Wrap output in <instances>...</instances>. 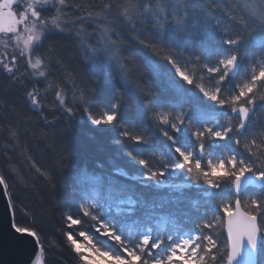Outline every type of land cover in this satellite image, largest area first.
<instances>
[{"label":"snow or ice","instance_id":"snow-or-ice-1","mask_svg":"<svg viewBox=\"0 0 264 264\" xmlns=\"http://www.w3.org/2000/svg\"><path fill=\"white\" fill-rule=\"evenodd\" d=\"M70 7L66 0H0V33L9 38L14 36L18 44L23 40L20 55L36 70L44 65V53L40 50L50 34H73L80 39L86 45L91 68L109 79L118 76L121 83L113 84L115 98L110 107L93 106L94 89L77 83L69 75L67 79L72 87L67 90L61 87L56 93L65 130H70L72 121L78 117L86 118L98 131L121 128L120 105L127 98L126 93L134 94L143 108L139 114L149 127L161 131L171 145L166 157L155 161L127 152L130 163L142 167L140 175L129 176L121 169H115L114 173L144 188L169 189L176 193L171 196L175 207L165 213L168 198L154 202L129 184L119 183L110 176L105 180L104 176L95 175L89 178V197L79 177L73 183H65L58 175L71 155L67 146H62L55 170L41 172L37 168L36 171L51 190L60 188L74 198L86 197L75 201L76 216L70 212L65 214L68 228L85 224L87 218L93 222L90 225L95 232L119 249V254L101 250L90 235L80 231L79 235L90 246L88 254L81 255L80 259L85 264L105 260L111 264H241L246 257L244 264H256L257 255L264 254V129L254 126L253 117L258 89L264 85V64L258 69L252 67L247 82L231 92L224 85L239 73L244 58L240 54L242 45L245 55L255 47L259 59L264 61V0H128L121 5L105 0L96 15H83L81 6L72 18L68 16ZM69 20L73 25L79 23L80 30L70 33ZM106 20L110 23L105 24ZM85 24L92 26L91 31ZM228 26H232L231 31ZM256 33L259 39L250 43L246 37ZM126 35L139 46V55L147 53L143 60L150 69L147 81L131 75ZM209 41L216 45L214 49L208 47ZM197 48H203L208 56H202ZM212 56L216 57L215 63L211 62ZM33 57H36L34 62ZM15 60L13 57L10 62H3V71L14 84L23 85L18 70L12 66ZM156 61L170 65L175 76L198 89L203 100L211 102V107L185 95L174 81L167 80ZM193 64L199 65L204 74L193 72L190 67ZM38 75L45 77L46 71L41 70ZM205 76L207 85L201 83ZM161 80L172 96L154 105V101L160 100L157 84ZM26 96L33 106L39 107L35 88L27 91ZM226 108L230 112L221 111ZM225 119L227 126L222 124ZM232 120L236 123L232 124ZM169 129L179 135H170ZM119 135L134 143H150L143 135H133L123 128ZM115 143L119 145L121 141L117 139ZM8 172L15 174L12 164L8 165ZM177 175H183L186 182H166V177ZM253 178L259 182L258 194L247 191ZM0 186V195L7 198L6 211L14 209L15 193L10 190L11 181L2 169ZM192 188L197 190L199 199L184 194V190ZM218 211L223 212L226 221ZM101 214L123 225L129 220L142 224L143 230L133 239H124L115 224L100 219ZM158 215L165 219L171 217L176 230L171 234L154 233L151 223ZM177 220L190 226L189 229L180 230ZM225 223L227 239L221 250L220 233L212 229ZM9 230L21 249L28 244L33 246L26 264H39L38 252L45 250L42 232L21 227L12 219ZM67 239L80 254L83 246L73 239V234H68Z\"/></svg>","mask_w":264,"mask_h":264},{"label":"trees","instance_id":"trees-1","mask_svg":"<svg viewBox=\"0 0 264 264\" xmlns=\"http://www.w3.org/2000/svg\"><path fill=\"white\" fill-rule=\"evenodd\" d=\"M105 0H66L71 7L68 10L70 18L75 16L76 8H81L83 15L89 13L96 15L99 6L104 4ZM114 5L128 3V0H110ZM122 10V9H121ZM110 23L106 20L105 24ZM80 29L79 23L75 24ZM84 27L91 31V25L85 24ZM231 31L232 26H228ZM86 39L85 37H82ZM128 41L126 53L128 63L131 66V75L139 81H147L150 76V69L143 63L147 53L139 55V46L131 41L127 35ZM251 43L259 39V33L251 37H246ZM208 47L214 49L216 45L209 41ZM44 53V65L42 68L46 71V76L36 80L29 76V71L24 65H19L17 75L21 77L23 85L14 84L8 79V74L0 67V169L8 176L11 181L10 190L15 193V208L11 209L14 215V222H18L21 227H33L39 229L43 234L44 251L41 252L43 264H84L77 254L67 235H78L80 231H85L93 238V241L100 249L112 252L114 243L101 242L96 237L95 230L87 221L85 224L74 225L68 228L66 222V213L70 212L77 215V204L75 201L86 197L76 196L65 192L60 188L51 190L37 168L41 172L49 169L55 170L58 163V154L62 146H67L70 152V158L67 160V166L62 173H58L65 183H73L74 179L79 177L85 185V190L89 197L91 194V185L89 178L95 175L112 177L119 183L129 184L138 192L143 193L146 199L154 202H163L162 198H168V203L164 209L167 213L173 207L171 196L176 193L169 189L144 188L138 182L132 181L127 177H122L114 173L115 169H121L129 176L140 175L143 171L141 166L130 163L127 152H131L140 158H150L152 160L163 159L166 157L168 147L171 141L163 137L162 132L155 127H149L139 114L143 111L141 101L134 94L126 93L127 98L120 105L118 121L121 128L130 131L133 135H143L150 143H134L119 135L121 128L115 130L98 131L86 122V118L78 117L71 123V129L65 130V121L57 107L58 100L56 93L72 87V83L67 79L72 75L77 83H83L95 91L92 105H103L110 107L113 101V84L121 83L118 76L109 79L108 76L98 74L94 71L88 60L86 45L73 34H50L40 50ZM202 56L207 57L208 53L203 48H197ZM244 58L241 68L236 77L225 81V87L231 92L236 86L247 82L252 67L257 69L264 64L259 59L258 49L255 47L244 54V46H241V53ZM36 58V57H35ZM216 57H211V62L215 63ZM56 61H59L56 63ZM161 73L165 74L166 79L175 82V86L182 89L185 95H191L198 102L207 104L211 107V102L203 100L202 96L193 86L186 85L175 76L174 70L164 61H156ZM50 66V73H49ZM193 72L204 74L201 67L197 64L190 66ZM207 76L201 83L207 85ZM160 88V100L154 101L159 104L165 97L172 96L170 89L164 80L158 82ZM37 91V100L39 107L33 106L26 96L27 91ZM264 85H261L257 94L256 114L253 117V124L258 129H264ZM223 112H230V109H222ZM48 121H54L49 123ZM227 119L222 124L227 126ZM232 124L236 121L232 120ZM163 127V126H162ZM170 135L178 136V133L168 130ZM13 132L16 136H13ZM189 137L191 136L188 133ZM119 139L121 143L117 145L115 141ZM224 143V142H221ZM219 151V150H218ZM12 164L15 168V174L8 172V165ZM102 165L103 167H99ZM264 166V165H262ZM166 182L185 183L183 175L175 177H166ZM249 194H258V189L247 188ZM184 194L195 199H199L195 188L184 190ZM215 203V198H213ZM218 215L224 220L222 211ZM104 223L115 224L122 238L133 239L141 231L142 224L131 222L120 224L109 218L108 215H100ZM180 230L187 231L190 226L184 225L181 220H177ZM154 233L171 234L176 229L173 227L171 217L165 219L163 215H158L151 223ZM224 225H217L212 229L214 233H220L218 243L223 250V244L226 240L224 236ZM103 240V239H101ZM99 241V242H98ZM113 244V245H111ZM117 246V245H115ZM219 257V253H217ZM257 264H264V254L257 255Z\"/></svg>","mask_w":264,"mask_h":264},{"label":"water","instance_id":"water-1","mask_svg":"<svg viewBox=\"0 0 264 264\" xmlns=\"http://www.w3.org/2000/svg\"><path fill=\"white\" fill-rule=\"evenodd\" d=\"M259 182L255 181L253 178V183L248 185V188L258 189ZM2 189V186H0ZM6 197L0 195V264H26L28 257L33 251V246L31 244L26 245L21 249L14 241V238L9 230V220L14 221V215L11 209H5ZM226 217L224 221H226ZM224 236L227 239L226 223L224 224ZM41 252H38L39 257ZM244 259L242 258L241 264H244ZM257 264V257H256Z\"/></svg>","mask_w":264,"mask_h":264},{"label":"rangeland","instance_id":"rangeland-1","mask_svg":"<svg viewBox=\"0 0 264 264\" xmlns=\"http://www.w3.org/2000/svg\"><path fill=\"white\" fill-rule=\"evenodd\" d=\"M61 19H64V17H61ZM80 30V29H79ZM69 31H70V33H74V32H76V31H78V27L77 26H75V25H73V24H71V21L69 20ZM57 34H59L58 32H57ZM61 34H64V33H61ZM22 46H23V40H21L20 42H19V44L17 43V41H16V38L14 37V36H12L11 38H9V36H6V37H1L0 36V67H1V69L3 70V64H1V62L3 61V62H10L11 61V59L13 58V57H15L17 60H18V62H16V64H14V65H12L15 69H17V65H24L25 67H26V70H28L29 71V73H31L32 75H31V77L32 78H34V79H36V80H39V79H41V78H43V77H40L39 75H38V72L39 71H41V70H43L44 71V69L41 67V69H39V70H36V69H32L30 66H29V64H28V61H27V59L25 58V57H23V56H21L20 55V49L22 48ZM33 59V62H34V60H35V57H33L32 58ZM182 183V182H181ZM102 215H104V214H101V216ZM141 230H143V229H141ZM68 236V235H67ZM95 238H97L99 241H101V242H109V243H111V241L110 240H108L106 237H103V236H100L97 232H96V237ZM73 239H76L77 240V242L79 243V244H81L83 247L81 248V253H80V255H87L88 254V248L90 247L89 245H88V241L87 240H85L83 237H81L80 235H79V233H78V235H74L73 234ZM101 239H103V240H101ZM98 241V242H99ZM96 241H94V243H95ZM113 243V242H112ZM96 244V243H95ZM111 245H113V244H111ZM73 246V245H72ZM96 246H97V244H96ZM74 247V246H73ZM98 247V246H97ZM113 251L112 252H110V251H108V252H110V253H112V254H119V249H118V246H115L114 245V247H113ZM102 250V249H101ZM104 250V249H103ZM105 251V250H104ZM97 259V261H98V258H96ZM83 262H84V264H85V261L83 260ZM42 264H43V262H42ZM98 264H111V262L110 261H107V260H105V261H103V262H99L98 261Z\"/></svg>","mask_w":264,"mask_h":264},{"label":"flooded vegetation","instance_id":"flooded-vegetation-1","mask_svg":"<svg viewBox=\"0 0 264 264\" xmlns=\"http://www.w3.org/2000/svg\"><path fill=\"white\" fill-rule=\"evenodd\" d=\"M0 36H1V37H6V36H8V35H5L4 33H0ZM11 60H12V59H11ZM16 62H18L17 59L15 60V64H16ZM1 64H3V61L1 62ZM18 66H19V65H17V68H18Z\"/></svg>","mask_w":264,"mask_h":264},{"label":"bare ground","instance_id":"bare-ground-1","mask_svg":"<svg viewBox=\"0 0 264 264\" xmlns=\"http://www.w3.org/2000/svg\"><path fill=\"white\" fill-rule=\"evenodd\" d=\"M41 254V253H40ZM39 264H42V257L39 259Z\"/></svg>","mask_w":264,"mask_h":264}]
</instances>
